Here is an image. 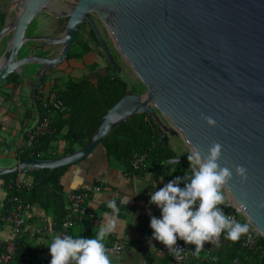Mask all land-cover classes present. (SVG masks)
<instances>
[{"label": "water", "instance_id": "95a60500", "mask_svg": "<svg viewBox=\"0 0 264 264\" xmlns=\"http://www.w3.org/2000/svg\"><path fill=\"white\" fill-rule=\"evenodd\" d=\"M8 1L17 13L4 17L0 27V42L7 38L0 52V84L11 73L23 83L32 76L27 83L32 98L35 87L67 58L81 24L92 31L114 76L120 75L98 21L144 91H125L107 108L86 145L55 157H16L14 164L0 167V175L36 168L49 174L71 165L94 151L120 122L147 113L164 146L169 128L190 151L196 146L206 155L214 141L223 145L219 163L233 171L223 189L264 238V208L259 207L264 201V0H72L61 14L66 18L58 36L49 31L59 18H35L52 10L56 0ZM202 113L217 125L208 126ZM183 157L171 156L164 169ZM235 165L248 169L243 184ZM183 170L190 174L185 162ZM242 190L247 192V208L240 206ZM222 210L228 208L222 205ZM232 263L242 264L238 259Z\"/></svg>", "mask_w": 264, "mask_h": 264}, {"label": "crops", "instance_id": "0c3cea01", "mask_svg": "<svg viewBox=\"0 0 264 264\" xmlns=\"http://www.w3.org/2000/svg\"><path fill=\"white\" fill-rule=\"evenodd\" d=\"M4 45L5 43L0 45V52H2ZM98 58V52H94L92 45L91 50L81 57L66 58L49 76H46L44 84L41 85L43 94H55L54 90L67 77L81 76L88 71L93 61L98 62L100 60ZM100 69L106 72L104 65H98L96 70L99 71ZM122 74L121 71L120 75L122 76ZM28 79L34 80L32 76H29ZM28 79H24V83L22 80L18 81L22 84L19 86H17L18 84L15 86L11 82H3L2 86L0 85L6 91L2 93L0 88V155L13 159V162H5L0 164V167L14 164L25 128L33 124L38 118V107L33 102V97L29 96ZM56 79L57 81H55ZM17 92L20 93V97H18ZM53 115L54 112L51 113V117ZM168 133H172L180 141L179 150L173 146L170 147L177 152L176 154L187 157L190 150L179 134L174 130L168 131L167 135ZM63 144L64 142L60 138L53 141L51 143L52 153L57 152L58 155H62ZM168 145H170L169 141ZM182 162L187 163L190 168L188 159L185 160L183 157ZM183 172L189 174L188 171L183 170ZM175 173L173 167L170 170H165L164 166L149 167L145 170L126 169L120 161L106 157L101 146L97 147L84 159L69 165L61 176L60 183L63 186L64 206L67 205L66 194L68 191L90 189L97 182L108 183L111 187L110 191L91 193L86 201L91 211L102 215V221L95 225L87 222L77 223L70 228L69 235L79 234L82 237H92L104 221V213L108 208L107 201L115 196L123 211L119 213L118 228L106 237L105 244L108 245L113 240H119L123 246L119 253H110L111 264H165V260L171 252L161 242L152 239L153 230L150 227L151 216L154 215L159 218L161 212L157 205L150 204L149 201L151 193L173 179ZM21 175L31 181L26 172H21ZM222 191L227 200L226 192L224 189ZM5 195L4 180L0 179V202H3ZM125 200H128L126 204L123 202ZM24 217L26 224L25 230L19 235L20 247L23 251L28 252L32 258L51 260L48 245L59 230L57 214L32 204L24 208ZM141 217L148 222L149 228L145 227ZM36 227H44L46 232L37 233L35 232ZM9 233L10 225L8 223L0 225V243L9 237ZM178 241L181 240L178 239ZM192 247L194 251L195 246L192 245ZM206 250L216 253L228 264H231L235 259H238L242 264H254L249 256L236 248L231 241L225 240L223 235L221 236L220 247L206 242L200 254ZM17 259L18 256L15 258V263L12 264H16Z\"/></svg>", "mask_w": 264, "mask_h": 264}, {"label": "trees", "instance_id": "16d2710c", "mask_svg": "<svg viewBox=\"0 0 264 264\" xmlns=\"http://www.w3.org/2000/svg\"><path fill=\"white\" fill-rule=\"evenodd\" d=\"M3 21V14L0 13V27ZM90 43L96 46L99 55L105 57L99 49L92 31L81 24L75 34L73 47L70 49L67 58L81 57L89 52L91 50ZM112 54L117 64H119L115 54L113 52ZM98 65L97 61H93L87 72L79 77H67L54 90L55 96L63 104V108L55 111L52 117L51 126L54 127L55 134L42 135L35 142L32 154L21 152L18 153V157L31 158L38 151L42 152L43 157L58 156L57 152L52 153L51 143L59 138L64 142L61 153L73 152L75 149L87 144L107 108L111 107L125 91L143 92L144 86L140 82L130 87L121 75L114 76V69L108 62L104 74L96 70ZM44 81L45 79H42L39 85L44 84ZM4 82H11L16 86L18 84L17 74L11 73ZM55 83L57 84V82ZM36 90L35 88L32 100L38 107V116L40 117L44 113V108L41 100L35 96ZM99 146L104 149L106 157L120 161L126 169L130 168V159L135 155L145 154L149 167H162L166 164L168 158L177 153L170 145H163L157 133L156 123L147 113H136L120 122L100 140L97 147ZM68 166L58 167L49 174L46 168L24 171L29 174L32 185L31 188L20 191L9 189L6 186L15 178L16 171L1 174L0 179L4 180L6 188V195L3 198L4 205H8L9 196L16 194L25 207L34 204L39 208L51 210L54 214H57L59 227L61 217L67 207V205L64 206L63 186L60 183V178ZM173 168L176 172L175 176L184 173L182 161L175 163ZM232 243L241 252L249 256L254 264H264V238L262 236L258 239L257 251L255 252L243 250L240 247V240ZM23 252L25 251L19 246V254ZM17 256L19 258L20 255Z\"/></svg>", "mask_w": 264, "mask_h": 264}, {"label": "clouds", "instance_id": "9594fccd", "mask_svg": "<svg viewBox=\"0 0 264 264\" xmlns=\"http://www.w3.org/2000/svg\"><path fill=\"white\" fill-rule=\"evenodd\" d=\"M201 119L210 127L217 121L211 116L201 114ZM223 145L213 142L207 154L196 146L187 156L190 174L177 176L150 195V204L160 209L159 218L151 216L152 239L161 242L167 250L179 258L184 249L177 246V240L194 245L193 255L199 257L206 242L221 246V236L231 242H238L250 231V224L239 222L235 216L225 214L219 205H227L222 191L233 179V171L219 163ZM235 175L239 183L248 179V169L235 165ZM181 183L183 187H181ZM241 208H247L244 202L247 192L241 191ZM125 204L128 200L123 201ZM111 212L104 213V221L92 237L79 234H56L48 245L51 260L49 264H111L110 252L105 239L119 226V206L115 199L107 201ZM264 208V201L259 203Z\"/></svg>", "mask_w": 264, "mask_h": 264}, {"label": "built area", "instance_id": "2783aa9c", "mask_svg": "<svg viewBox=\"0 0 264 264\" xmlns=\"http://www.w3.org/2000/svg\"><path fill=\"white\" fill-rule=\"evenodd\" d=\"M36 90V98L40 99L42 102V107L44 108V113L42 116H38L37 120L25 128L23 139L19 144L17 150L18 153L30 152L33 153L32 149L35 142L42 135H53L55 134V129L51 126L52 117L51 113L63 108V104L55 94H43L42 86L38 85ZM43 157L42 152L38 151L35 153L34 157ZM149 168V164L146 161L145 154L135 155L130 159V170H145ZM186 173H182L180 177H183ZM177 176H174L173 179ZM5 185V184H4ZM32 182L24 178L21 172L17 171L15 178L8 184L7 188L14 189L15 191H20L23 189L31 188ZM183 187V184L180 185ZM111 187L108 183L97 182L91 186L90 189L84 190H70L66 194L67 207L61 217L59 230L57 234L69 235V230L75 224L80 222H87L89 224H99L102 221V215L91 211L87 206V198L91 193L98 191H110ZM111 199L117 198L114 196ZM226 203L228 206L227 212L225 214H231L239 222H250L241 213L236 205L227 196ZM117 205L119 206L118 202ZM223 205V204H222ZM222 205L219 207L222 209ZM24 208L22 200L16 194L9 196L8 205H4L0 202V225L3 223H8L10 225L9 237L0 243V264H12L15 263V258L19 255L20 240L19 235L25 230L26 220L24 217ZM119 213L123 209L119 206ZM106 212H111V209L107 208ZM142 222L145 224L146 228H149L148 222L141 217ZM48 231V229H47ZM35 232H46L44 227H36ZM261 235L255 230V228L250 224V231L246 236H242L240 239V247L245 251L255 252L257 251L258 239ZM123 244L119 240H113L110 244L106 245V248L110 253H119L122 249ZM179 248L184 249L181 256L177 258L174 253H169L165 264H228L226 261L220 258L219 255L213 253L209 250L204 251L199 257L194 256L192 253V245L185 244L183 240L177 242ZM50 260L32 258L28 252H23L17 259L16 264H49Z\"/></svg>", "mask_w": 264, "mask_h": 264}, {"label": "rangeland", "instance_id": "374dc122", "mask_svg": "<svg viewBox=\"0 0 264 264\" xmlns=\"http://www.w3.org/2000/svg\"><path fill=\"white\" fill-rule=\"evenodd\" d=\"M72 1V0H71ZM1 3H4L3 0H0V7H1ZM17 13V10L13 7H11V9L9 10V12L7 13V17L8 18H13L15 16V14ZM36 21H33L29 27V30L31 28L34 27ZM97 23V26H98V29L100 30V33L102 34V36L104 37V39L106 40L111 52H113L117 58V61L118 63L120 64V72L122 71V76L123 78L126 79V81L128 82L129 86L130 87H133V85H136L139 81L138 77L136 76V74L131 70V68L128 66V64L125 62V60L116 52L115 48H114V44H113V38L111 36V34L109 33V31L107 30V28L105 27V25L99 23V22H96ZM85 28H88L85 26ZM5 41H6V38H5ZM5 41H2L0 42V45L2 43H5ZM93 47V50L94 52L97 51V48L95 45H93V43H90ZM0 50H1V47H0ZM98 59H100L98 61V64L99 65H104L106 66L107 65V62H106V59L105 57H103L101 54L99 55L98 54ZM102 58V59H101ZM101 73H104L102 69L99 70ZM3 83V82H2ZM1 83V84H2ZM141 83V82H140ZM0 84V85H1ZM142 84V83H141ZM2 86V85H1ZM2 89V87H0ZM133 89V88H132ZM144 91V90H143ZM6 92L5 90L2 89V93ZM24 99V98H23ZM26 100V98H25ZM29 121H32V119ZM168 131H173V129L169 128ZM180 136V135H179ZM181 137V136H180ZM168 141H169V144L170 146L172 147H175L176 150H179L180 149V141L178 140V138L175 136L172 135V133H168ZM184 159L186 160L187 157L184 156ZM5 162H13V159L10 158V157H5V156H1L0 155V164H3ZM227 194V193H226Z\"/></svg>", "mask_w": 264, "mask_h": 264}, {"label": "flooded vegetation", "instance_id": "af4514ba", "mask_svg": "<svg viewBox=\"0 0 264 264\" xmlns=\"http://www.w3.org/2000/svg\"><path fill=\"white\" fill-rule=\"evenodd\" d=\"M3 1L4 3H1V7H0V13L3 14V18L4 17L8 18L7 13L11 9V5L8 0H3ZM69 2H71V0H56L53 3H51L52 10H47L45 12H42L35 18H59L55 20L53 29L49 31L50 34L54 36H58L63 29V23L65 22L64 18H66L65 16H61V14L66 11L67 6L69 5ZM56 15H59V16H56ZM91 17L96 18L94 15H91ZM30 33L31 32L28 28L27 34H30Z\"/></svg>", "mask_w": 264, "mask_h": 264}]
</instances>
